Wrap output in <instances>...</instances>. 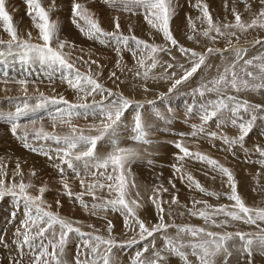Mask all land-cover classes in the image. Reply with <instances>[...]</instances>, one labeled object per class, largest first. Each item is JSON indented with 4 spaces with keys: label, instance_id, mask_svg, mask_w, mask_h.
<instances>
[{
    "label": "rangeland",
    "instance_id": "1",
    "mask_svg": "<svg viewBox=\"0 0 264 264\" xmlns=\"http://www.w3.org/2000/svg\"><path fill=\"white\" fill-rule=\"evenodd\" d=\"M73 2L74 0H55L53 7V0H41L42 6L49 10L50 19L58 26L59 39L69 42L63 52L69 54L68 59L75 64V67L82 74H90L106 89L144 105L141 109V116L148 133L146 140L150 143L133 139L135 136L133 132L135 110L129 108L122 117V122L115 135L111 139L109 136H105L103 140L98 142L97 146L98 154L107 156L112 151L111 140L114 139L119 147L131 148L137 153L127 165L129 170L126 177L129 184V199H136L141 204L136 215L148 226L160 222V214L150 199L154 195V190L159 188L161 189L159 201L164 208V222L167 224L202 227L207 231L221 234L244 232L253 236L259 235L261 229H264V222L262 221L249 224L243 221L229 220L228 224L217 227L210 223L206 224L198 216L191 215L189 209L193 208L194 200L207 201L213 206L230 205L234 202L227 198L230 188L226 183V177L201 161L192 158L178 160V149L174 146L176 142H183L190 152L206 154L229 168L236 178L238 193L246 205L264 207V165L261 164L264 157H260L255 151L257 145L264 147V110L257 112L258 118L253 124L252 131L245 138L243 148L236 145L228 150V146L221 139H211L207 135L208 132H217L218 135L223 134L229 137L239 135V129L232 126L230 122L218 127L222 119L228 120L231 117L232 114L227 109L204 125L205 133L197 136L192 135L194 126L199 128L202 124L200 116L197 115L199 105L206 100L217 98L214 93H209L205 97L194 96L192 94L193 89L200 85L202 78L210 80L218 75V69L222 72L226 61L221 58L220 54L209 55L206 62L210 65L209 67L201 66L193 77L169 92L174 79L183 74L180 65L183 64L185 68H190L191 61L187 56H183L178 48L172 47L165 41L161 33L147 24L142 8L133 13L110 7L104 0H76L88 9L105 31H115V18L119 17L120 31L123 35L129 37L134 35L147 43L162 45L171 49V55L168 52L158 54L160 63L152 70L147 80L143 78L144 69L140 68L137 62L139 53L137 58H133L131 51L127 48L121 47L118 51V45L115 41L101 42L89 39L86 34L80 31L73 23ZM203 2L208 4L214 22L221 25L222 31L235 32L236 35L217 36L215 41L204 37L202 33L207 28V23L203 20L202 13L195 7L197 0H174L175 15L171 22V29L179 45L199 53H205L209 47L227 48L229 50L223 53V57H226L227 61L236 59L232 49H246L247 53H242L243 59L239 62L241 65H243L244 60L264 55V45L255 43L257 39L264 41V28L257 27L241 32L234 28L223 29V24L227 22L220 21V15H224L225 19H229L228 23H234L233 9H235L241 14L243 20L251 22L254 14L264 8V0H203ZM5 8L12 16L13 24L21 39L29 40L28 34L31 33V43H43L39 38V30L28 14L25 0H5ZM189 17L195 24V31L189 28ZM79 23L84 24L83 21H79ZM189 35H192L193 39H189ZM210 35L216 36V33L212 32ZM10 39V36L4 31L3 23L0 22V40L5 41V43L0 44V114L5 116L13 114L17 108H23L24 104L27 103L29 114L20 119L19 123L22 127L18 129V134L23 135L24 132H27L29 144L38 149L43 148L44 151L50 153L53 159H49L40 151L33 152L30 148H26L22 140L12 135L11 125L0 119V168H4L7 173L6 184L20 182L21 176L15 175L16 165L19 162L23 181L25 183L31 182L35 186L29 190L33 196L39 195V188L46 186L47 190L43 195L44 205H42L46 210L58 213L70 221H78L79 223H74V226L79 227L84 233L99 235L104 239L116 241L117 246L112 248L111 253L114 264H132L136 252L142 250L144 245L149 244L153 238L140 240L138 226L135 227V230L126 228L125 217L120 212H113L109 209L106 212L96 210L94 214L93 203H100L104 199L114 197L115 193H110L107 188L95 190L98 198L95 201L91 195L85 194L83 199L88 204L87 208L81 206L74 196L69 198L64 193L63 182L65 180L73 193H80L81 191L87 193L88 184L96 182L97 179L104 183L107 181L97 173V177L89 176L85 179V187L82 189L80 180L67 168V165H62L65 169L63 176H61L58 167L55 166L60 164V161L56 159L57 149L62 148L63 145L52 140L37 141L32 138L34 130L41 127L46 132L59 136L70 133L71 129L67 123H63L59 119H52L64 107L62 104L51 103L52 98L58 99L63 96L73 103H91L92 97L89 96L86 101H81L79 97L83 94H78L67 84L66 80L63 79L64 73L61 71L51 74V79H49V73L42 71L39 64L21 63L19 50L14 47L13 50L8 48L7 42ZM229 40L232 41L231 44L228 43ZM92 61L96 63L93 64ZM118 61L119 67L117 66ZM168 63L174 64L175 67L169 69ZM255 63H259V61H254ZM250 70L258 71L256 68ZM237 71H239V67ZM113 72H115V76L111 75ZM137 72L140 75H137ZM172 72H176L175 77H171ZM24 78L30 81L27 85L26 95L23 86L15 82ZM41 93L44 98L48 99L42 107H37L42 99ZM228 94L236 96L241 101L247 100L250 104L264 105V90L235 92L229 89ZM95 99L100 101L102 97L96 95ZM148 101H153V103L149 104ZM189 107H193V112L187 111ZM241 115L244 120H248L251 117V112H241ZM32 118L37 119L35 125L30 123ZM71 123L78 130H83L85 135H99L101 124L99 117L92 115L74 117ZM24 125H27V128H24ZM75 163L82 171L83 163ZM174 165L181 167L179 173L176 172ZM33 172L35 175H32ZM108 172H111V168L108 169ZM187 174H191L205 189L217 195L208 196L195 189L194 186L190 188L186 179ZM182 176L184 177L183 180L181 179ZM133 184L135 187H132ZM173 184H175V188H173ZM164 188L167 189L166 192L163 191ZM137 192L139 196H137ZM173 196H176L177 204L171 203ZM57 201L60 202L59 205H57ZM202 207V204L196 205V209ZM26 219V209L22 202L17 203L16 199L10 195L0 199V264H14L12 257L18 258L22 264H31L33 257L28 260L30 255L26 252L29 249L25 247L23 255H21L17 243L19 239L17 232L18 230L23 232V224ZM215 219L219 223L226 217L221 215ZM109 221L113 225L111 232L107 226ZM56 230L58 233V226ZM166 235L176 237L177 227L168 228ZM154 237L155 247L163 249L164 234L155 233ZM86 238H81L75 233L70 234L61 257L65 264H75L77 253L85 251L82 245L83 239ZM133 238L138 243L129 247L126 242ZM180 239L186 242L193 238L189 234L181 233ZM47 243L48 241L44 240V244L47 245ZM120 245L124 246L121 247ZM104 247L106 246H101L102 251ZM228 248L231 255L227 256V264H264V250L257 244L253 245L251 255L242 251V242L238 237L228 241ZM185 251L191 253V249H185ZM151 253L152 249L150 248L149 252L144 253V255L149 257ZM163 254L167 257V264H183L179 256L168 252ZM225 255L221 253L217 256V264H224ZM81 259L91 260L92 256H81ZM189 260L193 264H199L195 256L189 255Z\"/></svg>",
    "mask_w": 264,
    "mask_h": 264
},
{
    "label": "snow or ice",
    "instance_id": "2",
    "mask_svg": "<svg viewBox=\"0 0 264 264\" xmlns=\"http://www.w3.org/2000/svg\"><path fill=\"white\" fill-rule=\"evenodd\" d=\"M28 7V14L32 17L35 27L39 30V38L43 41L42 44L31 43V33H29V40H23L18 36L17 28L13 24V18L6 11L5 0H0V22L3 23L4 31L10 36V40L7 42L9 50H19L20 61L23 64L35 65L39 64L42 71L49 73V79L51 74L61 71L64 73L63 79L67 84L76 90L78 94L83 95L79 97L81 101H86V98L91 96V103L88 102H70L63 96L52 98L51 103L64 105L63 109L57 112L56 116L52 117L53 120L59 119L63 123H67L71 129L70 133L64 136H59L53 133L46 132L43 127L38 130H34V140H52L57 144H62L63 147L57 149L56 159L60 161L58 167L61 176L64 175L65 169L62 165H67V168L72 171L76 178L80 180L81 188L85 187V179L89 176L97 177L99 173L100 177H104L107 183L100 182L98 179L94 183H90L87 186V193L81 191L80 193H73L69 187L67 181L63 182L64 193L69 198L75 197L81 206L87 208L88 204L84 201L83 196L85 194L91 195L93 200H97L95 190L97 188H107L110 193H115L113 198L104 199L100 203H93L92 209L108 211L111 209L113 212H120L125 217V227L130 230H135V227L139 228L140 240H146L152 237L153 240L149 244L144 245L142 250L136 252L133 258L132 264H167V257L163 254L168 252L172 255L179 256L183 261V264H193L189 260V255L195 256L199 264H217L216 258L221 253L225 255L224 264H227V256L231 255L228 248V241L238 237L242 242V251L252 254L253 245L257 244L262 250H264V229L257 236L244 232H226L217 233L213 231H207L202 227H194L191 225L176 226L170 225L164 222V208L159 201V193L161 189H155L154 195L150 197L152 204L155 205L158 213L160 214V222L152 226H148L137 215L136 211L141 204L136 199H129V184L127 181V165L130 164L131 158L136 156L137 153L131 148L119 147L114 139L111 140L113 145L112 151L107 156H101L97 152L98 142L103 140L105 136H109L110 139L115 135L119 128L122 117L129 108H134V127L133 132L135 141H141L144 143H150L146 140L148 133L145 130V126L141 116V109L144 107L143 103L130 100L124 97L122 94H115L111 90L106 89L103 84L99 83L90 74H82L75 64L68 59V55L63 52V49L68 45V41L60 40L58 36V26L50 19L49 10H46L42 6L41 0H25ZM110 7L117 8L127 12H135L137 9L144 10V19L147 24L156 29L163 35L165 41H167L172 47L178 48L183 56H187L191 61V67L185 68L183 64L180 68L183 69V74L174 79L169 92H172L178 85H181L188 81L201 66L209 67L206 62L209 55L220 54L221 58L226 62L223 66V71L218 69V75L212 79H203L200 85L193 89V95H199L205 97L209 93H214L216 99L206 100L199 105V111L197 115L200 116L202 124L199 128L194 126L193 136L205 133L204 125L209 121L216 118L225 109L231 112V117L228 120H221L218 127L221 124L229 123L239 129V135L236 137H229L227 135L217 132H208L207 135L211 139H221L222 142L228 146V150H231L234 146L239 145L244 147L245 138L252 131L253 124L257 120V112L264 110V105L250 104L247 100L241 101L236 96L229 95V89L240 92L242 90H251L259 92L264 90V55L255 56L251 59L244 60L243 65L239 62L243 59V54L247 53L246 49L235 48L232 49L235 52L236 59L233 61H227L226 57H223V53L229 49L219 48H207L205 53H199L192 49L185 48L179 45L178 40L174 37L171 29V22L175 15L174 0H104ZM55 6V0H53V7ZM195 7L202 13L203 20L207 23V28L203 31L202 35L208 39L215 41L217 36H235V32L222 31L221 25L214 22L213 17L209 11V6L204 3L203 0H197ZM73 23L80 29V31L88 36L89 39L99 40L105 42L107 40H113L118 45L117 50L121 47L127 48L131 51L133 58H139L137 60L139 67L144 69L143 78L147 80L149 74L160 63L158 54L161 52H168L171 55V49L162 45L153 43H147L146 41L137 38L136 36H125L120 31L119 17L115 18V31L108 32L101 28L98 20L94 19L88 9L81 3L74 0L72 4ZM233 15L235 17L234 23L223 24V29L234 28L241 32L247 31L253 28H264V8H261L258 13L254 14V18L251 22H247L242 19L241 14L233 9ZM199 19V17H198ZM79 21H83L81 25ZM189 28L195 31V24L191 17L188 18ZM215 32L216 36H211L210 33ZM189 39H193L192 35H189ZM55 42V46H54ZM5 41L0 40V44ZM232 43L231 40L228 41ZM256 44L264 45V41L257 39ZM173 59L175 57L173 56ZM151 61V63H148ZM254 61H259L255 63ZM92 63H96L92 61ZM119 67V61L117 62ZM169 69L174 68L175 65L168 63ZM239 67V71L237 68ZM256 68L258 71L253 72L250 69ZM242 73V74H241ZM30 75V73H29ZM115 76V72L111 73ZM137 75H140L137 72ZM176 72L171 73V77H175ZM170 78V77H165ZM16 83L23 86L25 95L27 94V85L30 81L27 78L19 79ZM106 93V95H105ZM96 95H100L102 99L97 101ZM41 101L37 107H42L48 98H44L41 93ZM147 103L152 104L153 101ZM189 113L193 112V107H189L187 110ZM243 113L251 112V117L248 120H244L241 115ZM29 114V106L24 104L23 108H17L15 113L2 115L0 119H3L6 123L11 125V133L24 142L26 148H30L31 151H40L41 154L48 156L49 159H53L50 153L43 150V148H36L31 146L28 142V133L24 132L23 135L18 134V129L22 126L19 123L20 119ZM99 117L101 120L99 135L90 136L85 135L83 130H78L71 121L74 117L88 116ZM32 125L37 123L36 118L30 120ZM27 128V125L23 126ZM183 135V134H182ZM174 146L178 149V160L185 158H192L203 163H206L213 170H217L222 176L226 177V183L229 185L230 193L227 195L228 200L234 203L228 205L223 204L219 206L210 205L207 201L194 200L193 208L189 209L191 215L202 218L205 223H210L217 227L226 225L231 221H243L244 223L256 224L257 221L264 222V207H249L246 205L244 199L238 193L237 182L233 172L220 164L217 160L210 158L203 153L190 152L188 147L183 142H176ZM79 149V151H77ZM247 151V149H245ZM255 151L260 157H264V147L257 145ZM182 154V155H179ZM75 162L83 163V170L79 169ZM264 165V161H261ZM6 167V166H4ZM177 173L181 171L180 166H173ZM111 168V172L108 169ZM103 169V171H100ZM15 175H20L21 180L19 183L12 182L6 184L5 177L7 176L4 168H0V199L6 195L12 196L16 199L17 203H23L26 209V217L23 224V232L18 230L17 235L19 237L17 243L20 249L21 255H23V249L27 247L33 254L31 264H65V261L61 258L64 253L65 246L68 242L70 234L75 233L83 239V249L85 251L78 252L75 257V264H114L111 253L112 248L116 247V241L112 239H104L99 235L87 234L81 231L79 227H75L73 222L66 218L61 217L58 213L46 210L43 200L46 186L39 188V195L33 196L30 193V189L35 187L31 182L25 183L23 181V174L21 172L20 164L17 162ZM32 175H35L33 172ZM183 180L184 177L182 176ZM187 181L189 187H195L198 191L208 196H216L214 192H209L205 189L199 181L191 174H187ZM171 183V181H170ZM175 188V184L172 185ZM132 187H135L133 184ZM163 191H167L166 188ZM137 196L139 193L137 192ZM57 201V205H59ZM172 204H177L178 200L176 196L172 197ZM202 204L203 207L196 209V205ZM50 208V206H48ZM224 216L226 219L217 223L215 217ZM57 226L59 232L57 233ZM108 230H112V222H108ZM92 227V225H89ZM170 227H177V236H167V230ZM155 233L164 234V247L163 249H157L155 247ZM189 234L193 239L189 241H183L180 239V234ZM58 236V238H57ZM44 240H47V245L44 244ZM130 247L138 241L133 238L126 242ZM101 246H106L101 250ZM123 247L124 245H120ZM51 248V251H49ZM152 249L151 256L146 257L144 253L149 252ZM185 249H191V253L185 251ZM92 256V259H81V256ZM14 264H22V261H15Z\"/></svg>",
    "mask_w": 264,
    "mask_h": 264
},
{
    "label": "built area",
    "instance_id": "3",
    "mask_svg": "<svg viewBox=\"0 0 264 264\" xmlns=\"http://www.w3.org/2000/svg\"><path fill=\"white\" fill-rule=\"evenodd\" d=\"M26 250H27V248H26ZM26 252L30 255L28 260L33 257L32 252H30L28 250ZM12 258H13L12 263H14L15 261H20L18 258H15V257H12Z\"/></svg>",
    "mask_w": 264,
    "mask_h": 264
},
{
    "label": "bare ground",
    "instance_id": "4",
    "mask_svg": "<svg viewBox=\"0 0 264 264\" xmlns=\"http://www.w3.org/2000/svg\"><path fill=\"white\" fill-rule=\"evenodd\" d=\"M228 20H229V19H225L224 15H222V16L220 15V21H222V22H227V23H228V22H229ZM230 21H232V20H230ZM22 73H23V72H22ZM248 94H249V93H248ZM135 183H136V182H135ZM140 183H141V182H140ZM138 185H139V184H138ZM140 185H141V184H140ZM140 185H139V186H140ZM141 187H142V186H141ZM141 187H139V188H141Z\"/></svg>",
    "mask_w": 264,
    "mask_h": 264
}]
</instances>
